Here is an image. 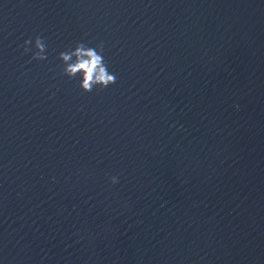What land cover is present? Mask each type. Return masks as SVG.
<instances>
[{
  "label": "water",
  "instance_id": "water-1",
  "mask_svg": "<svg viewBox=\"0 0 264 264\" xmlns=\"http://www.w3.org/2000/svg\"><path fill=\"white\" fill-rule=\"evenodd\" d=\"M0 264H264V0H0Z\"/></svg>",
  "mask_w": 264,
  "mask_h": 264
},
{
  "label": "clouds",
  "instance_id": "clouds-1",
  "mask_svg": "<svg viewBox=\"0 0 264 264\" xmlns=\"http://www.w3.org/2000/svg\"><path fill=\"white\" fill-rule=\"evenodd\" d=\"M31 43L32 41L30 40L24 42V51L26 53L30 51L28 45ZM34 47L36 52L32 56V59L38 61L45 60L46 56L44 53L46 48L41 37H36ZM97 47L99 48V51H97ZM97 47H89L85 50L83 44H80L74 53L61 52L58 57L64 61H68L72 55L77 57L76 63L69 65L67 71L70 74H75L76 72H82L84 74L82 88L86 91H91V87L95 83H99L104 88H107L109 84H114L116 82L115 75L109 74L107 66L104 64V58L102 55L103 44H100ZM111 179L113 184L117 182L115 177H112Z\"/></svg>",
  "mask_w": 264,
  "mask_h": 264
}]
</instances>
